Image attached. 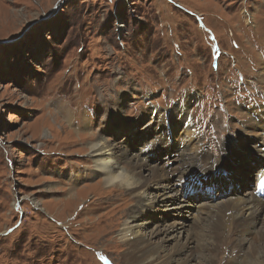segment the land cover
<instances>
[{
	"label": "rangeland",
	"instance_id": "374dc122",
	"mask_svg": "<svg viewBox=\"0 0 264 264\" xmlns=\"http://www.w3.org/2000/svg\"><path fill=\"white\" fill-rule=\"evenodd\" d=\"M263 72L264 0H0V264H135L118 236L133 200L122 194L119 202V191L98 183L88 142L97 133L124 152L128 140L136 145L130 156L143 160L157 118L194 93L188 132L205 156L219 160L231 143L249 154L240 134L248 132L246 106L264 101ZM247 167L241 180L250 185L258 166ZM223 188L247 191L243 183ZM182 197L147 203L136 224L164 209L186 210L191 217L178 219L190 229L189 247L201 250L193 262L211 264L212 220L198 234L192 219L207 215L199 208L211 197L188 198L196 206ZM216 251L213 263L226 264Z\"/></svg>",
	"mask_w": 264,
	"mask_h": 264
},
{
	"label": "bare ground",
	"instance_id": "6f19581e",
	"mask_svg": "<svg viewBox=\"0 0 264 264\" xmlns=\"http://www.w3.org/2000/svg\"><path fill=\"white\" fill-rule=\"evenodd\" d=\"M194 99V93H189L177 107L166 110L165 114L161 116H159V113L153 114V117L159 116L156 123L162 122L163 117V120L166 119V122L164 123L163 130L161 128H152L149 131V139H151V141L148 143L146 151L151 149V154H153V152L161 147L166 149L164 140L170 133L174 135L172 127L176 130L180 125L178 122V115L181 118L183 117V120L187 119L190 125L188 107ZM149 112L154 113V110H150ZM66 113L67 114H64L65 118L67 117L68 121L70 120L72 122L69 111L67 110ZM68 121L66 123L69 127L70 123ZM242 125L244 126L243 123ZM126 126L129 128L131 125L129 126V124H126L123 126V129ZM189 127L184 131L185 133H180V141L186 142L184 149H176L164 162H160V160L152 162V158H150L149 154L146 152H144L143 160L137 158V161H134V158L130 155L135 152L136 145L128 142V140V143L126 142L123 146L126 149L124 152V149L118 144L107 140V138L104 139V137L100 135L97 137V133L94 134L95 138L88 142L87 150H89L88 153H91V157L93 158L92 164H94V166H92L94 167V172L96 175H102L101 177H103L98 183H102L103 186H109L111 188L110 191H119V202L123 203L124 201L121 198L122 194H128L129 199L131 201L133 200L131 202L132 206L122 213L121 217L124 218L118 222L120 225L118 236L122 242L121 244L126 246V255L130 260H134V263L136 262L135 264H152L151 262H153L154 259H161L163 264H194L193 252L195 251L201 255V250L197 251L189 247L192 241L189 233L186 234L185 231H189L190 229L186 230L185 223L178 219L179 217L184 221L186 217L190 216L189 212V214H186L185 205L182 206V209L185 210L184 215H181V213H183L181 210L170 212L164 209L162 210V217L157 214H148L144 221H142L143 223L136 224L135 219L143 212L147 203L152 204L161 202L163 205H171L175 201L181 200L177 199L178 195H182V199L187 200L185 195H189L191 191L195 192L196 189L202 190L199 186L194 185V181L200 178L197 176L198 169L202 168L212 171L217 167L216 170L221 172L222 182H228L226 179L228 176L232 178L235 176L232 181L234 185L237 184L236 182H241L240 184L243 183V185L247 186L249 182L241 180V175L244 173L242 168L254 166L248 165V163L254 161L255 164H258L264 159V151L260 149V147H262L261 141L263 142L264 140V132L254 129V123L249 115L244 126V129H248V132L241 133L240 137L244 139L247 137L249 143L251 140L254 141V143H250V153H246L245 149L241 147H239V149L236 148V145L231 143L229 148L226 149V152L220 156L221 159L215 161L210 159L208 150L207 156H205L203 147L200 144H196V140L198 143V136L193 134L194 131L188 132ZM131 130L133 133L135 126H132ZM70 131L72 132L74 130ZM86 131L81 134H93L88 130ZM117 153H119V155ZM252 153H254V156H252ZM121 156H124L126 163H129L130 169L125 167L128 171L123 168L124 166H121ZM233 158L236 159V161L232 164V160L234 161ZM224 160L225 162H222ZM135 164H137V167H135L136 169L134 170ZM224 169L228 171L232 170L233 172L224 173ZM247 169L250 168L247 167ZM256 171L257 170H255V172ZM261 172L262 171H260V173ZM253 174L255 177L256 174ZM255 184H258V182L255 181L253 184L254 186L247 191H230V193H234L233 196L235 195L234 197L236 198H232V196H229L230 193H227L220 201L214 202L213 199L217 197L214 195L211 199H208V201L202 200V202H200L203 203L204 201V204H201L202 206L199 209L205 211L207 215L201 214L193 216L192 219L197 225L196 227L199 228L198 234L203 227V220H205L206 217L212 220V224L209 225V229L206 233L209 242L217 246L209 250L208 259L211 261V264H214L213 250H221V257L227 260L226 264H235L236 262L240 263L242 261L240 259L241 254H244V252L249 249L250 257H245L243 263L264 264V198H257ZM191 186L192 188L189 189ZM48 188H50V185ZM73 189L74 187L68 189V198L75 197L76 192H74ZM114 195L115 194L112 193L109 194V196L119 197L117 194V196ZM168 199H171L169 203L167 202ZM195 201H197V199ZM185 204L196 206L195 202L189 199L188 203ZM174 205L176 204H173V206ZM169 208H172V206ZM206 208H213V212L212 209H208L211 213L203 210ZM149 215L150 218H148ZM167 215L169 217H177V219H172L161 229L160 226L163 224H161V222ZM228 221L229 224L226 225ZM259 221L260 223L258 226ZM150 222L154 223L152 225H156L154 226V230L142 233L141 227L148 228ZM239 231H241V240H237ZM162 232L163 235H160ZM168 241H173L174 244L172 243L171 246H168L170 245L167 243ZM160 251L164 252L162 256ZM182 254L184 255L182 256ZM176 255H181L182 257H176Z\"/></svg>",
	"mask_w": 264,
	"mask_h": 264
}]
</instances>
